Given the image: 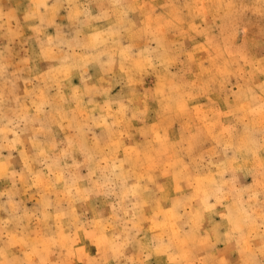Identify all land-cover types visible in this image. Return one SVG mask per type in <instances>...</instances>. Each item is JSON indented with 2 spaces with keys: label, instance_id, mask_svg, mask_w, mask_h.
<instances>
[{
  "label": "clouds",
  "instance_id": "9594fccd",
  "mask_svg": "<svg viewBox=\"0 0 264 264\" xmlns=\"http://www.w3.org/2000/svg\"><path fill=\"white\" fill-rule=\"evenodd\" d=\"M143 7L0 0V264H264V0Z\"/></svg>",
  "mask_w": 264,
  "mask_h": 264
},
{
  "label": "rangeland",
  "instance_id": "374dc122",
  "mask_svg": "<svg viewBox=\"0 0 264 264\" xmlns=\"http://www.w3.org/2000/svg\"><path fill=\"white\" fill-rule=\"evenodd\" d=\"M138 2L144 5L143 9L136 14L140 22L149 21V13H151L150 22L153 24H155V18L157 16H162L165 20L173 19V9L179 10L182 20L180 27L188 32L189 37H195L193 40L184 38L189 50H193L194 46L197 43L203 42L204 39L203 37L196 36L194 32L190 31V25L192 23L200 25L201 27L206 25H213V27H215L216 25L221 24V21L218 19L214 20L212 15H207L203 20L201 18L194 19L190 14L188 7L193 3V0H138ZM254 2L255 0H238V4L246 6L252 5ZM26 3L27 0H6V5L8 7L21 12ZM161 23H163V21H161ZM235 23L241 30H247L245 39L247 40L248 46L253 54H264V14H253L252 12H248L244 16L235 20ZM215 30L217 33L219 32V28H216ZM169 39L178 41L181 37L175 36L174 32H170ZM193 54L196 61H201L206 58V53L204 51H194ZM259 79H264V76L259 77ZM232 82L235 83V79H233ZM213 99H216V97H213ZM128 251L133 252L134 250L129 249ZM53 259H55V257H53ZM233 259L235 260L236 257L233 256ZM74 264H79V261L74 260Z\"/></svg>",
  "mask_w": 264,
  "mask_h": 264
}]
</instances>
